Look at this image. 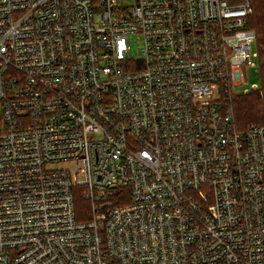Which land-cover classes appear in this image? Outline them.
Masks as SVG:
<instances>
[{"label": "built area", "instance_id": "obj_1", "mask_svg": "<svg viewBox=\"0 0 264 264\" xmlns=\"http://www.w3.org/2000/svg\"><path fill=\"white\" fill-rule=\"evenodd\" d=\"M127 3L0 0V264H264L253 0Z\"/></svg>", "mask_w": 264, "mask_h": 264}, {"label": "trees", "instance_id": "obj_2", "mask_svg": "<svg viewBox=\"0 0 264 264\" xmlns=\"http://www.w3.org/2000/svg\"><path fill=\"white\" fill-rule=\"evenodd\" d=\"M248 27L256 32V50L258 59L261 62L262 75H264V0H253V13L248 19ZM236 111V120L239 129L245 130L250 125L264 124V84L262 89L249 95H243L234 99ZM89 204L81 197L76 199V209L78 214L88 209ZM80 221L86 220L85 217H79Z\"/></svg>", "mask_w": 264, "mask_h": 264}, {"label": "rangeland", "instance_id": "obj_3", "mask_svg": "<svg viewBox=\"0 0 264 264\" xmlns=\"http://www.w3.org/2000/svg\"><path fill=\"white\" fill-rule=\"evenodd\" d=\"M257 0H255V3ZM133 0H128V5L132 4ZM143 37L139 34H132L128 38V45L131 49V56L133 58H138L142 54L143 49ZM254 50H256V44H254ZM256 67L255 68H249L246 71L247 76V82L244 85L243 88L249 89L250 91H253V93L257 92L258 90L262 89L264 84V75H262L261 70V62L260 59H255ZM241 88V90L243 89ZM240 91V89L238 90ZM243 96L242 94L239 95V97ZM2 115L3 112L0 110V133L4 131V126L2 125Z\"/></svg>", "mask_w": 264, "mask_h": 264}]
</instances>
